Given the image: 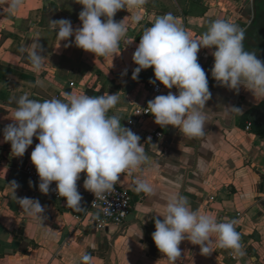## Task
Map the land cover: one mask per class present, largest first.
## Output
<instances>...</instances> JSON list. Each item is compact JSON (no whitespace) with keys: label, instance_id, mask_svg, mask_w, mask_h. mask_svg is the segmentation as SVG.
<instances>
[{"label":"crops","instance_id":"crops-1","mask_svg":"<svg viewBox=\"0 0 264 264\" xmlns=\"http://www.w3.org/2000/svg\"><path fill=\"white\" fill-rule=\"evenodd\" d=\"M244 1L147 0L142 8L121 9L114 20L124 19L127 34L117 55L105 58L76 47L74 36L59 41L50 30V19H68L74 29L82 26L79 13L83 6L75 0H24L15 13H9L6 0H0V264H83L85 254L91 255L90 264H170L151 234L155 231L153 217L162 220L158 215L165 214L167 200L175 195L187 197L194 209L217 221L236 220L245 252L239 257L231 249L212 244L213 252L205 256L198 245L186 239L179 245L177 264H264V126L257 131L255 122L246 117L264 100L254 98L243 87L237 93L215 81L211 75L215 48L198 52L199 64L208 69L211 92L204 109L206 135L189 140L173 126L157 125L153 115L140 124V144L149 159L140 169L122 173L117 181L131 197L129 213L120 227L100 231L86 220H76L65 201L41 193L23 170L39 143L35 136L23 157L13 156L3 137V129L13 123L16 101L25 94L43 102L64 100L65 92L89 96L117 93L119 102L108 115L118 116L125 127L134 105L148 104L169 91L178 92L175 87L163 86L159 94L149 93L146 73H152L153 68L141 70L138 78L132 79L137 67L132 56L140 36L157 16L167 13H172L193 39L200 38L214 20L244 22L243 28L249 27L252 36L248 41L251 46L245 50L264 59L263 1L252 3V15L246 13ZM137 15L139 22L133 20ZM37 43L45 57L39 72L28 59ZM258 111L259 120H263L264 107ZM155 129L162 132L163 139L147 136ZM80 177L77 182H84L86 174L82 172ZM137 177L146 180L154 192L134 191ZM13 181L18 185L15 194ZM16 197L38 199L46 207V219L28 216Z\"/></svg>","mask_w":264,"mask_h":264},{"label":"clouds","instance_id":"clouds-1","mask_svg":"<svg viewBox=\"0 0 264 264\" xmlns=\"http://www.w3.org/2000/svg\"><path fill=\"white\" fill-rule=\"evenodd\" d=\"M75 2L83 6L79 13L82 26L74 29L68 19H50V30L59 41L74 36L76 47L106 58L117 55L120 41L127 34L124 19L115 21V14L121 9L142 8L147 0ZM6 3L9 13H15L24 0H6ZM140 19L139 15L133 17L136 22ZM244 40V29L226 19L210 22L200 38L193 39L172 13L157 16L152 25L144 29L132 56L137 65L133 80L141 70L153 68L155 79L150 83L159 81L167 89L178 90V94L169 91L148 101L147 108L154 122L162 128H177L189 140L206 135L204 109L211 92L206 72L198 62L201 48H215L211 53L214 57L211 75L220 86L237 93L243 87L254 98L264 100V60L259 59L256 52L245 50ZM43 51L37 43L29 54L31 67L36 72L44 66ZM63 95L64 100L51 98L43 102L30 99L27 94L20 96L13 123L3 129V137L4 142L10 143L12 155L23 157L35 136L39 143L30 159L39 177V191L47 195L55 182V191L65 198L66 206L81 211L82 195L77 181L82 172L86 174L85 190L95 199H104L122 173L140 169L149 158L140 144V136L122 126L118 116L108 115L119 102L117 93L89 96L65 92ZM230 108L235 113L241 112L239 108ZM29 184L32 186L31 181ZM11 185L15 194L18 185L15 181ZM134 185L137 193L154 192L153 187L139 177ZM16 200L28 216L40 221L46 219V207L38 199L16 197ZM158 216L163 219L153 217L155 231L151 238L170 264H177L181 259L179 245L186 239L198 245L205 256L213 252L212 244L231 249L239 257L245 256L241 233L236 230L238 222L234 219L217 221L214 216L194 209L185 196L169 198L165 214ZM91 260V255L82 257L83 264H90Z\"/></svg>","mask_w":264,"mask_h":264},{"label":"built area","instance_id":"built-area-1","mask_svg":"<svg viewBox=\"0 0 264 264\" xmlns=\"http://www.w3.org/2000/svg\"><path fill=\"white\" fill-rule=\"evenodd\" d=\"M146 74L145 84L149 93L159 94L163 89V85L159 81H156L155 84L149 82L150 80L155 79L154 71L150 74ZM174 94H178V92H175ZM147 105L148 104L134 105L130 117L126 120L125 127L131 129L137 135L139 134L138 129L140 124L152 115L149 113L150 110L147 108ZM147 136L156 139H163L162 132L157 129L151 131L149 135L147 134ZM23 170L29 179L35 182L36 189L39 190L38 185L40 181L32 162L25 163ZM77 187L78 191L82 195L81 206L83 210L74 211L67 206L76 220H86L88 223L93 225L95 229L100 231H103L111 226L120 227L124 224L130 210L131 197L130 194L122 189L117 182L114 189L105 194L104 199H95L91 192L85 190L83 182H77ZM55 188L56 184L53 182L50 186L49 195L55 200L66 202L65 198L57 195Z\"/></svg>","mask_w":264,"mask_h":264},{"label":"water","instance_id":"water-1","mask_svg":"<svg viewBox=\"0 0 264 264\" xmlns=\"http://www.w3.org/2000/svg\"><path fill=\"white\" fill-rule=\"evenodd\" d=\"M250 2V0H245L244 1V5H245V11H246V13L248 14V15H252L253 14V10H252V3H258V1L257 0H251V3H249ZM257 12V10H256V8H255V13ZM230 19V18H229ZM230 22H235L236 24H238L242 29H244V31H245V40H244V47L245 48H249L251 45L249 44V40H250V38L252 37V36H250V34H249V31H250V29H248L249 27H244L243 28V26H244V22H241V21H233V20H229ZM259 59H261V60H264V59H262V58H259ZM211 65H214V61H213V63L211 64ZM204 70H205V72H207L208 71V69H207V67H205L204 68ZM171 136H173V130L171 131V133H170V137ZM169 137V140L171 139Z\"/></svg>","mask_w":264,"mask_h":264},{"label":"trees","instance_id":"trees-1","mask_svg":"<svg viewBox=\"0 0 264 264\" xmlns=\"http://www.w3.org/2000/svg\"><path fill=\"white\" fill-rule=\"evenodd\" d=\"M262 107H264V101L261 102L258 106L254 107L252 110H250L246 115V117L249 118L252 122H255V125H256L255 130L257 131L260 129V125L264 126V119L259 120V116H258V114H260L258 110ZM263 118H264V115H263Z\"/></svg>","mask_w":264,"mask_h":264},{"label":"flooded vegetation","instance_id":"flooded-vegetation-1","mask_svg":"<svg viewBox=\"0 0 264 264\" xmlns=\"http://www.w3.org/2000/svg\"><path fill=\"white\" fill-rule=\"evenodd\" d=\"M262 1H263V2H262V4H261V7H262L261 9L264 10V0H262Z\"/></svg>","mask_w":264,"mask_h":264}]
</instances>
